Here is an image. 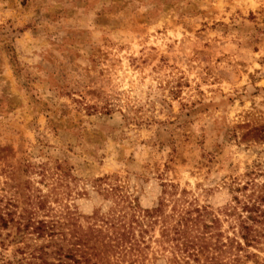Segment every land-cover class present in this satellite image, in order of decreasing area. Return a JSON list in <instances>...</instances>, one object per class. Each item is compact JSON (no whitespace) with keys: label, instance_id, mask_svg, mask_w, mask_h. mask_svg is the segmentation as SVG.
I'll use <instances>...</instances> for the list:
<instances>
[{"label":"rangeland","instance_id":"1","mask_svg":"<svg viewBox=\"0 0 264 264\" xmlns=\"http://www.w3.org/2000/svg\"><path fill=\"white\" fill-rule=\"evenodd\" d=\"M171 186L242 243L229 263L264 264V0H0V264L63 241L30 222L75 243L69 213L87 230L112 188L157 212ZM161 232L144 264H174Z\"/></svg>","mask_w":264,"mask_h":264},{"label":"trees","instance_id":"2","mask_svg":"<svg viewBox=\"0 0 264 264\" xmlns=\"http://www.w3.org/2000/svg\"><path fill=\"white\" fill-rule=\"evenodd\" d=\"M174 188L171 186V190L163 192L170 199L162 198L157 212L143 210L135 199L112 188L109 194L117 195L118 192L119 195L116 208L107 214L89 217L96 224L93 223L87 230L77 226L73 213L65 218L71 221L69 225L76 227L74 233L78 236L75 243L67 239V223L59 220L50 223L33 221L25 226L32 227V233L40 239L64 237L62 242L54 240L53 244L46 246L52 248L51 252L41 250L38 257L43 261L41 264H55L48 262V256L55 259L57 264H66V261H72L73 264H144L147 259L145 252L150 249L151 242L146 236L159 224L162 232L156 242L163 252L170 254L169 260L174 264H232L229 263V249L236 245V251H242V243L235 239L226 242L221 240L222 232H216L219 230V218L213 217L214 214L207 207L196 206L186 197L174 199L177 196ZM186 193L182 191L183 195ZM169 207L170 213H167ZM245 209L251 214L248 220L258 222L257 217L252 216L253 213L257 214L258 209L249 206H245ZM0 222L3 227H7L10 221L0 216ZM245 223L242 222L241 238L245 247L250 248L259 243V237L255 234L254 226ZM82 246H87L92 252L80 249ZM233 262L239 263L240 258L233 259Z\"/></svg>","mask_w":264,"mask_h":264}]
</instances>
